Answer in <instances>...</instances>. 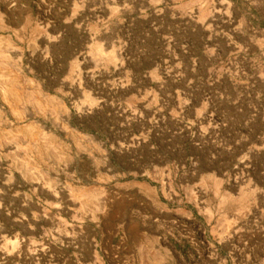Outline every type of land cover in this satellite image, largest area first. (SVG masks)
I'll list each match as a JSON object with an SVG mask.
<instances>
[{
	"label": "rangeland",
	"instance_id": "rangeland-1",
	"mask_svg": "<svg viewBox=\"0 0 264 264\" xmlns=\"http://www.w3.org/2000/svg\"><path fill=\"white\" fill-rule=\"evenodd\" d=\"M0 264H264V0H0Z\"/></svg>",
	"mask_w": 264,
	"mask_h": 264
}]
</instances>
